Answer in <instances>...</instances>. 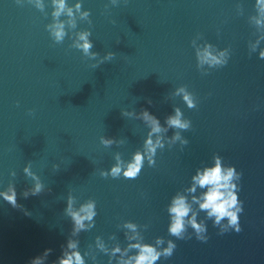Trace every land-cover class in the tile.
Listing matches in <instances>:
<instances>
[{
	"label": "water",
	"instance_id": "1",
	"mask_svg": "<svg viewBox=\"0 0 264 264\" xmlns=\"http://www.w3.org/2000/svg\"><path fill=\"white\" fill-rule=\"evenodd\" d=\"M77 2L90 12L91 24L76 13L77 27L66 25L68 36L58 44L47 27L54 22L51 0H43L42 10L34 0H0V192L13 184L20 205L0 197V264H30L45 249H52L45 261L52 264L68 239L87 253L86 264H108L96 238L109 249H125L126 233L158 249L169 239L176 243L173 255L156 264H264V23H257L264 13L256 0L68 5ZM82 30L91 32L96 59L71 47ZM206 50L227 64L202 60ZM109 52L110 61L92 66ZM176 109L188 130L167 125ZM145 110L166 129L151 137L163 145L152 157L155 165L145 154L137 178H113L118 160L126 168L135 153L145 152L151 132ZM216 155L242 173L239 233L220 234L192 203L204 189L187 191L197 169L210 166ZM29 165L43 190L24 198L37 182L24 173ZM177 195L187 197L198 221H206V242L191 228L185 233L191 239L169 235L168 207ZM69 196L73 211L95 203L93 228L72 235ZM126 223L135 224V232ZM158 238L163 245H156ZM134 254L130 250L125 259Z\"/></svg>",
	"mask_w": 264,
	"mask_h": 264
},
{
	"label": "clouds",
	"instance_id": "2",
	"mask_svg": "<svg viewBox=\"0 0 264 264\" xmlns=\"http://www.w3.org/2000/svg\"><path fill=\"white\" fill-rule=\"evenodd\" d=\"M19 2V0H17ZM33 2V0H29ZM35 6L41 10L44 8L43 0H34ZM113 3L116 0H112ZM53 6L52 17L54 22L48 25V30L50 37L55 43H62L65 37L68 36L66 31V25L69 29H75L77 27L76 13H79L81 20H87L91 24L89 19L90 12L85 10L82 11L81 3L77 2L74 7L68 5V0H51ZM256 4L259 9L264 13V0H256ZM62 15L67 16V21L60 20ZM258 24L264 23V20H258ZM91 32L89 30H82L76 33V38L73 40L71 47L79 49L82 51L85 57L91 59H96L99 55L98 53L92 52L93 43L89 39ZM224 53H221L223 56ZM114 56V53H107L102 59L98 61L97 64L92 65L93 67H98L99 64L105 61H110ZM259 58L264 59V50L259 53ZM202 60H207L213 64H222L223 66L227 64V61H222L216 56L212 55L207 50L204 52ZM183 92L184 89H180ZM184 101L189 108H194L192 99L188 94L184 95ZM176 114L174 116H169L166 123L169 127L175 129L188 130L190 124L188 121L181 119V112L179 109L175 110ZM143 119L148 122L151 126V132L149 133L148 139L145 141V152L135 153L131 162L128 163L126 168L121 167V162L118 160L116 166L112 167L111 175L113 178H119L121 173H123L124 178L135 179L139 176L143 162L145 159V154L149 159L150 165H155V161L152 157L155 155L157 147H163L160 139L157 138L155 142L152 140L153 134L161 133L166 131L160 125L158 118L145 110L142 113ZM175 139L180 138V133L177 132ZM101 142L105 145L112 143L111 139L101 138ZM188 144V141H184ZM58 168V166H54ZM24 173L35 179L37 182L31 189H27L23 192L24 198L30 195H39L43 190V185L39 182L38 177H36L30 169V165L24 168ZM15 176V172L11 173ZM242 173L237 172L234 166H225L222 163V158L219 155L214 157V162L210 166H205L202 170L197 169L196 175L192 177L193 184L187 190L189 193H196L197 186L204 191L199 195H192V203L198 204L199 210L206 213V219L211 220L213 227L219 228L220 234L227 233L229 230H234L237 233L241 231L239 214L243 212V202L238 197V192L240 190L238 181L241 179ZM235 181V182H234ZM0 197L11 204L14 208L20 207L17 204V193L15 186L10 184L6 191L0 192ZM73 198L69 196L67 201L66 213L71 217L73 228L72 235H76L81 231H87L94 227V218L97 215L96 205L94 202L89 201L80 206L77 211L72 209ZM168 213L170 216V223L168 225V233L170 236L177 238L178 240L191 239L192 234L185 235L188 228L192 229L197 240L207 241V225L205 220H197V212L193 211L192 204L188 202L187 197L184 195H177L172 199L170 206L168 207ZM191 213V215H190ZM85 221L89 223L86 224ZM226 221V223H223ZM125 228L135 232L136 225L133 223H126ZM126 238L130 241L127 248L121 249L119 245L107 248L103 241L96 238V247L108 256V264H112L113 259L116 260V264H156L161 257L165 259L170 258L174 250L176 249V243L169 239L167 241V247L159 248L149 243H143L137 236H127ZM135 240V243L131 241ZM164 240L158 238L156 240V245H163ZM78 241L68 239L66 246L62 248V254L53 261L52 264H86L85 252L83 255L78 249ZM130 250H135V254L125 256ZM52 249H45L42 255L34 257L30 264H45L47 257L51 254Z\"/></svg>",
	"mask_w": 264,
	"mask_h": 264
}]
</instances>
